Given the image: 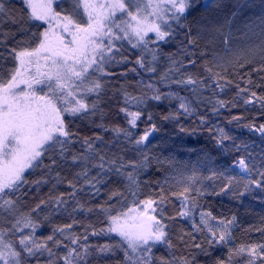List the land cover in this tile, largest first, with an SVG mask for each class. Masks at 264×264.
Listing matches in <instances>:
<instances>
[{
	"label": "snow or ice",
	"instance_id": "6c2138e0",
	"mask_svg": "<svg viewBox=\"0 0 264 264\" xmlns=\"http://www.w3.org/2000/svg\"><path fill=\"white\" fill-rule=\"evenodd\" d=\"M22 4L26 19L21 17L18 20L5 0H0V16L8 17L12 23H20L19 30L22 33L21 39H14L15 46L9 48L7 55L0 52V221L10 225L0 227V264H28L32 258L36 259V264H40L39 257L45 253L48 257L46 264H59L60 261L63 264H90L89 258H93L91 264H101L103 257L115 255L117 251L123 253V260L116 264H156L157 258L153 250L158 245L174 247L170 238L172 225L168 221H174L176 216L166 214L170 199L163 187L156 197L140 198L139 177L150 163L141 146L153 132L158 131L157 125L151 123L136 138L131 129L136 128L137 122L145 115L147 121H152L151 113L146 114L144 111L148 100L174 98L179 101V108L185 114L192 115L195 109L191 101L177 93H161L151 83L144 86L151 91V95L144 91L133 95L126 89L120 90L123 96L120 112L124 114L129 127L113 126L111 130L118 137L122 134L137 149L141 158L125 160L119 155L106 157L101 154L102 150L94 147L92 138L83 139L84 152L71 155L74 164L80 162L82 165L77 176L83 177L84 182L97 192L99 189L96 186L106 183L112 175L126 181L124 186L132 197L131 201L124 192L114 189L108 200L116 199L120 207L107 201L97 206L105 217L104 227L96 230L89 224L85 227L84 235H77L70 231L78 223L73 219L72 223L54 227L51 235L41 239L37 236V230L42 227V222L33 217L32 213L40 210L41 205H64L67 202L62 195L50 197L48 201L41 200L30 211L24 212L20 207V197H13L24 185L31 183L39 187L42 183H47L43 178L30 181L26 173L42 169L51 174L55 167L61 166L60 161L67 159L66 153L70 152L73 137L76 136L71 128L73 119L103 115L101 104L106 82L102 78L114 75L108 71L112 65L129 62L122 50L125 41L131 49L139 50L135 64L146 72H155V62L162 54L159 45L173 39L177 29L185 30L187 45H196L192 26L187 20L188 15L201 6L205 11L219 9L223 7L222 0H70L67 8H62L58 0H22ZM57 8L61 10L58 11ZM232 16L235 17L236 12ZM33 22H40L47 27L28 35L29 29L24 25ZM227 23L230 24L231 20ZM7 35L10 34L5 33ZM180 52L187 54L188 48L184 46ZM9 60L10 66L6 64ZM168 60L170 66L168 72L160 77L161 82L169 80L170 73H178L180 78L171 80V83L193 86L194 93L198 90L197 86L204 83L199 77L182 72L185 65L176 55L169 54ZM188 63L195 66L196 61L189 60ZM131 71L135 72L136 69ZM205 71L210 78L220 75L213 73L210 67H206ZM258 71H264V68ZM226 83L230 84L231 81ZM225 86L219 83L216 85L221 91ZM237 88L238 96L248 91L239 85ZM251 97L264 106V96L251 92ZM251 97L245 99L244 103H252ZM217 103L220 107H226L224 101ZM214 111L218 109L214 108ZM177 115L170 114L163 118L175 119ZM240 119L238 116L232 117V120ZM201 123H204L203 118ZM246 127L264 138V124L257 126L253 123ZM181 131L184 129L181 128ZM217 131L218 144L223 145L224 140L232 139L224 129L218 128ZM101 139L99 136L95 137V140ZM235 147L239 151L241 146ZM45 158L49 163H45ZM89 165L99 170L95 176L89 177ZM233 166L244 174L240 177L243 190L237 189L233 192L234 196H243L253 188L264 191V160L257 166L255 161L249 163L248 157L241 156L234 161ZM253 174L259 179H254ZM220 176H225V173L212 171V175L205 179ZM56 178L60 182L58 172ZM225 178L227 183L221 188V192L232 191L233 183H240L234 176ZM198 180L199 177L193 173L187 177L182 191L171 193L181 202V209L176 215L192 219L193 229L204 234L207 246L205 243H193L190 246L199 249L207 257H211L212 251L217 247L226 248V254L215 257L212 264H264V242L234 243L232 227L236 223L235 216L218 219L211 211L201 210L199 223L195 222L194 212L200 208L197 197L205 195L203 187H193ZM69 186L75 188L71 181ZM193 192L195 196L192 195ZM71 195L74 197L75 192ZM77 210L89 213L94 211L79 201L73 212ZM50 215L51 213L46 215L44 220H49ZM89 229H92L91 235H114L118 239L102 245L81 243V240H88ZM57 233L63 239L58 238ZM179 239L184 243V234ZM65 240L70 243L65 244ZM61 247L64 249L63 253L53 251V248ZM158 260L159 264H176L175 257L172 260L160 257ZM194 260L195 256L191 259L181 257L180 264H193Z\"/></svg>",
	"mask_w": 264,
	"mask_h": 264
},
{
	"label": "trees",
	"instance_id": "16d2710c",
	"mask_svg": "<svg viewBox=\"0 0 264 264\" xmlns=\"http://www.w3.org/2000/svg\"><path fill=\"white\" fill-rule=\"evenodd\" d=\"M5 3L14 10L15 18L19 20L24 17L26 19L22 0H5ZM58 3L62 8H67L70 1L60 0ZM222 3L223 7L219 9L205 11L201 6L188 15L187 20L192 26V36L196 38V45H187L185 30L177 29V34L173 39L159 45L162 54L155 62V72L140 69L135 64L139 50L131 49L127 43H124L122 50L128 56L129 62L112 65L108 71L114 75L102 78L106 82L101 104L103 115L73 119L71 128L76 136L73 137L74 143L70 146V152L66 153L67 159L60 161L61 166L55 167L51 174H47V170L42 169L26 173L30 181L43 178L47 180V183H42L39 187L31 183L24 185L21 191L13 197H20V207L24 212L30 211L41 200L48 201L50 197L62 195L67 202L64 205H41L40 210L32 213L33 217L42 222V227L37 230L38 237L46 238L52 234L54 227L72 223L73 219L78 223L70 231L77 235H84L85 227L89 224L99 230L105 226L106 221L97 206L107 201L109 204H116L120 207L116 199L108 200V196L114 189H119L128 195L124 186L126 181L112 175L106 183L96 186L99 189L97 192L84 182L83 177L77 176V173L82 170V165L80 162L74 164L71 155L84 152L83 139L92 138L94 147L102 150L101 154L106 157L119 155L125 160L141 158L137 149L122 134L118 137L111 129L113 126L129 127L124 114L120 112L123 106V96L120 90L126 89L133 95H139L142 91L151 95V91L144 87L151 83L161 93H177L187 98L195 109L192 115H187L179 108V101L174 98H162L160 101L148 100L144 111L146 114L151 113L152 121H147L145 115L137 122L138 126L131 129L133 137L136 138L142 135L151 123L157 125L158 131L153 132L148 141L141 146V150L148 155L150 163L139 177L140 198L156 197L163 187L170 199V203L166 206V214L176 216L174 221H168L172 225L170 238L174 247L167 248L164 245H158L153 250L157 258L156 264H159L158 258L160 257L168 260L175 257L176 264H180L181 257L191 259L193 256H195L193 264H212L215 257H223L227 252L226 248L217 247L212 251V256L207 257L199 249L191 247L193 243H205L207 246L204 234L193 229L192 219L180 218L176 215L181 209V202L171 193L182 191L187 183V177L193 173L199 177L193 187L205 189V195L197 197L200 208L196 209L193 215L196 223H199L201 210L211 211L218 219H230L235 216L236 223L232 227L235 244L264 242V231H261L264 230V191L253 188L251 192L243 196L233 195L237 189L243 190V181L240 177L244 175L234 168V161L245 156L248 157L249 163L255 161L257 166H260V162L264 160V138L260 133L250 131L246 127L253 123L257 126L264 124V106L251 97V92H256L257 96H264V71H258L264 68V0H222ZM237 5L243 6L237 7ZM53 6L56 7L55 4ZM57 10L61 9L57 8ZM233 12H236L235 17L232 16ZM228 20H231L230 24L227 23ZM20 26V23H12L8 17L0 16V41H3L0 43V52L7 55L9 48L15 46L14 39H21ZM24 26L29 29L28 35L32 32L43 31L45 27L40 22ZM5 33L10 35L5 36ZM184 46L188 48L187 54L180 52ZM169 54L176 55V58L184 63L185 67L181 69L182 72L197 76L204 81L203 84L197 86L198 90L195 93L192 91L193 86L171 83V80L180 78L178 73H170V79L161 82L160 77L168 72L170 66ZM189 60H195V66L189 64ZM6 64L10 66V60ZM206 67H210L213 73H219V77L210 78L209 73L205 71ZM133 68L136 69L135 72L131 71ZM227 81L231 83H226ZM217 83L226 85L223 91L216 87ZM237 85L240 88H247L248 91L238 96ZM250 97L253 102L245 104L244 100ZM217 101L226 102V107H220ZM214 108L218 111H214ZM170 114L178 115L175 119L165 120L163 118ZM234 116L241 117V119L232 120ZM201 118L204 119V123H201ZM230 120H232L231 123H229ZM181 128L184 131H181ZM218 128L224 129L232 139L224 140L223 145L218 144ZM97 136L102 139L95 140ZM236 145L241 146L239 151L236 150ZM45 163H49L47 158H45ZM88 167L90 168L89 177L95 176L99 171L91 165ZM212 171L224 172L225 176H234L240 180V183L234 182L232 191L221 192L227 180L225 176L205 179L212 175ZM57 172L60 182L56 178ZM253 178L259 179L255 174ZM69 181L75 185V188L69 186ZM73 192H75L74 197L71 195ZM208 193L220 194L209 195ZM192 195L195 196V192ZM128 199L131 201L132 197L128 195ZM77 201L86 208H93L94 211L91 213L80 210L73 212V208L77 207ZM49 213H51L50 219L44 220ZM0 227H10V225L0 221ZM27 231L26 229L25 232ZM91 231L92 229L88 230V240H81V243L102 245L118 239L114 235L111 237L94 236L90 234ZM182 234H184V243L179 239ZM57 237L63 239L59 233ZM12 239L15 238L12 237ZM64 243L70 242L65 240ZM49 245L51 246V242ZM53 251L63 253L64 249L63 247L53 248ZM47 259V253L40 256V264H46ZM92 259L89 258L90 264ZM121 260H123V253L117 251L115 255L103 257L101 264L105 261L107 264H116ZM28 264H36V259L32 258ZM59 264L63 262L60 261Z\"/></svg>",
	"mask_w": 264,
	"mask_h": 264
},
{
	"label": "rangeland",
	"instance_id": "374dc122",
	"mask_svg": "<svg viewBox=\"0 0 264 264\" xmlns=\"http://www.w3.org/2000/svg\"><path fill=\"white\" fill-rule=\"evenodd\" d=\"M58 1H60V0H58ZM68 1H70V0H68ZM145 2H146V0H145ZM45 27H47V25H45ZM44 27V28H45ZM151 35V34H150ZM125 44L127 43L126 41L124 42ZM237 171H239V169L237 168V167H234ZM242 174V173H241Z\"/></svg>",
	"mask_w": 264,
	"mask_h": 264
}]
</instances>
